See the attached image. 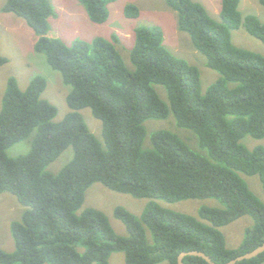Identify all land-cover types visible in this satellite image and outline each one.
Returning <instances> with one entry per match:
<instances>
[{
  "label": "trees",
  "instance_id": "16d2710c",
  "mask_svg": "<svg viewBox=\"0 0 264 264\" xmlns=\"http://www.w3.org/2000/svg\"><path fill=\"white\" fill-rule=\"evenodd\" d=\"M94 23L109 18L115 0H78ZM178 13V28L187 32L207 65L220 77L201 86L197 66L176 56L164 44L158 25L135 29L130 69L117 48L119 36L80 38L70 44L49 36L54 9L49 0H6L2 10L24 18L43 53L71 86L70 111L59 122L57 107L42 98L46 78L34 76L26 89L8 80L0 110V194L11 192L26 206L11 223L12 252L0 247V264H110L123 252L125 264H178L184 251H203L224 264L264 242V200L256 196L245 175H258L264 193V146L249 149L245 136L264 138V55L236 46L231 32L244 25L264 43V22L243 17L240 0H221L220 20L194 0H165ZM264 6V0H259ZM140 8L127 4L124 14L138 18ZM8 59L0 56V66ZM231 83L235 85L231 86ZM163 85L168 103L155 85ZM90 107L103 124L104 144L91 132L81 109ZM172 112L180 127L193 130L208 156L194 152L176 133L156 130L145 145L148 119ZM34 134V135H33ZM30 150L10 157L12 145L28 139ZM68 147L73 158L58 173L47 167ZM95 182L137 198L171 203L187 199H218L224 207L203 205L198 216L150 202L140 216L123 206L114 215L128 235L114 230L102 210L84 208L87 189ZM250 215L237 248L227 246L221 227ZM151 230L154 239L147 236ZM260 255L236 264H262ZM185 264H210L187 255Z\"/></svg>",
  "mask_w": 264,
  "mask_h": 264
},
{
  "label": "rangeland",
  "instance_id": "374dc122",
  "mask_svg": "<svg viewBox=\"0 0 264 264\" xmlns=\"http://www.w3.org/2000/svg\"><path fill=\"white\" fill-rule=\"evenodd\" d=\"M49 1L54 9V15L50 19L52 28L49 36L51 37L61 38L70 44L77 38L91 41L97 36L111 39L113 34H117L119 36L117 48L121 52L126 65L130 69H134L130 59V51L134 45L135 29L141 25H158L164 32V44L176 56L199 68L203 92L220 77L216 70L207 65V57L195 48L190 35L178 28V13L165 0H115L109 4L110 14L108 20L101 24L90 20L85 6L78 0ZM194 1L202 3L214 19L220 20L221 0ZM5 2L6 0H0V56L6 57L8 61L0 66V110L7 83L11 77L17 80L21 89H26L34 76L42 75L47 81V87L42 93V98L57 107L54 121L59 122L70 111L67 96L71 86L64 83L61 73L50 66L46 56L35 50L34 46L38 37L26 20L14 13L2 10ZM127 4H135L140 8L141 13L138 18L125 16L124 8ZM239 10L243 17L247 14H255L264 22V6L259 0H240ZM231 37L236 46L264 55V43L249 34L244 25L232 30ZM232 85L235 84L231 83ZM155 88L161 99L168 103V95L164 86L156 84ZM80 112L91 132L104 144L102 121L94 116L90 107H85ZM145 127L147 131L146 146H150L151 134L154 131L170 130L183 139L194 152L208 156V150L200 146L198 135L191 129L180 127L172 112L164 119H148L145 122ZM33 135L9 147L7 150L8 155L17 157L26 154L30 150ZM242 143L249 149H253L256 146H264V138L256 139L248 135L242 139ZM73 156L74 149L68 147L47 167V170L55 174L58 173ZM243 178L256 196L264 200L259 176L243 174ZM150 202H156L164 208L193 216H198L199 208L203 205L224 207L215 198L187 199L174 203L155 198H137L127 193L112 190L100 182H95L87 189L81 210L84 208L102 210L109 217L116 233L127 236L126 225L114 215L115 207L123 206L135 215L140 216ZM26 208L13 193L3 192L0 194V247L7 252H12L15 248L11 223L21 220ZM253 223V218L250 215H245L221 227L226 237L227 246L237 248L245 236L246 228L253 225ZM147 236L154 239V234L149 229L147 230ZM110 264H125L124 253H113ZM157 264L170 263L163 261Z\"/></svg>",
  "mask_w": 264,
  "mask_h": 264
},
{
  "label": "water",
  "instance_id": "95a60500",
  "mask_svg": "<svg viewBox=\"0 0 264 264\" xmlns=\"http://www.w3.org/2000/svg\"><path fill=\"white\" fill-rule=\"evenodd\" d=\"M264 252V242L258 246L257 248L248 251L244 254L238 255L235 258L231 259L229 262L224 263V264H236L238 261H242L244 259H250L253 257H256L258 255H260L261 253ZM187 255H192V256H200L202 258H204L207 262H209L210 264H217L209 255H207L205 252L203 251H197V250H193V251H184L182 252L179 257H178V264H185L184 263V257H186Z\"/></svg>",
  "mask_w": 264,
  "mask_h": 264
}]
</instances>
